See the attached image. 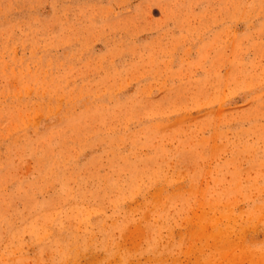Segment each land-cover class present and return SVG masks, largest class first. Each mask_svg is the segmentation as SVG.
<instances>
[{
  "label": "rangeland",
  "instance_id": "obj_1",
  "mask_svg": "<svg viewBox=\"0 0 264 264\" xmlns=\"http://www.w3.org/2000/svg\"><path fill=\"white\" fill-rule=\"evenodd\" d=\"M0 264H264V0H0Z\"/></svg>",
  "mask_w": 264,
  "mask_h": 264
}]
</instances>
